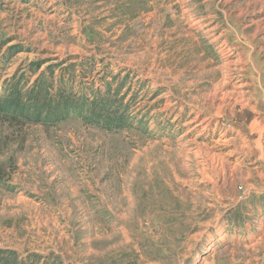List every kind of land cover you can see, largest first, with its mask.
<instances>
[{"label": "rangeland", "instance_id": "374dc122", "mask_svg": "<svg viewBox=\"0 0 264 264\" xmlns=\"http://www.w3.org/2000/svg\"><path fill=\"white\" fill-rule=\"evenodd\" d=\"M41 83L122 120L0 110V264H264V0H0Z\"/></svg>", "mask_w": 264, "mask_h": 264}, {"label": "trees", "instance_id": "16d2710c", "mask_svg": "<svg viewBox=\"0 0 264 264\" xmlns=\"http://www.w3.org/2000/svg\"><path fill=\"white\" fill-rule=\"evenodd\" d=\"M39 83L40 82H38V84ZM14 87H16V83ZM65 91L64 87L61 86L59 90L53 92L50 88H44L42 83L38 90L32 88L25 93L19 91L18 88H13L6 97L0 98V110L13 112L15 114L14 116L19 114L22 118H27L32 121H58L67 118L71 114H78L89 122H97L104 126H116L121 123L122 116H112L104 112L107 110V103L105 104L104 102V104H102L105 106L104 108L101 107L98 109L92 106L88 112L85 108L87 104L83 100L84 97L76 101V99H73L74 97L65 95ZM41 94H44L42 97L43 99L41 102H38L37 97ZM27 96L29 98L32 96L33 101L24 103L22 100Z\"/></svg>", "mask_w": 264, "mask_h": 264}]
</instances>
